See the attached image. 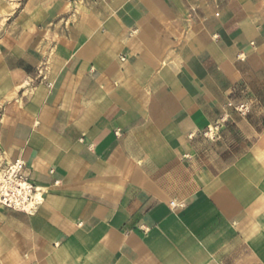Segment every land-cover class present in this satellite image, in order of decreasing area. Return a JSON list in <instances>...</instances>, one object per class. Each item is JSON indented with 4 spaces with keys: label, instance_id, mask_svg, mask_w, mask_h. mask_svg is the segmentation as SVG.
Masks as SVG:
<instances>
[{
    "label": "crops",
    "instance_id": "crops-1",
    "mask_svg": "<svg viewBox=\"0 0 264 264\" xmlns=\"http://www.w3.org/2000/svg\"><path fill=\"white\" fill-rule=\"evenodd\" d=\"M18 160L0 264H264V0H0Z\"/></svg>",
    "mask_w": 264,
    "mask_h": 264
},
{
    "label": "built area",
    "instance_id": "built-area-1",
    "mask_svg": "<svg viewBox=\"0 0 264 264\" xmlns=\"http://www.w3.org/2000/svg\"><path fill=\"white\" fill-rule=\"evenodd\" d=\"M236 111L245 116L249 109L245 105L235 107ZM229 119L224 114L219 120L203 132V137L215 140L219 137L223 126ZM192 138V136H190ZM25 162L0 164V207L23 212H33L40 204L41 191L28 180L25 173ZM171 206H175L172 202Z\"/></svg>",
    "mask_w": 264,
    "mask_h": 264
}]
</instances>
